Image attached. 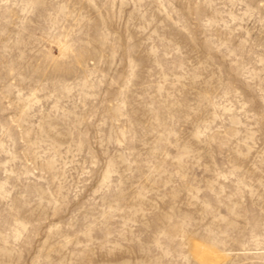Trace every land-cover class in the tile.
<instances>
[{"label":"clouds","instance_id":"1","mask_svg":"<svg viewBox=\"0 0 264 264\" xmlns=\"http://www.w3.org/2000/svg\"><path fill=\"white\" fill-rule=\"evenodd\" d=\"M70 2L33 0V7L46 10L41 17L46 28L37 43L68 36L74 52L66 59L74 67L87 41L79 40L83 29L68 11ZM177 3L188 5L187 15ZM168 8L169 19L175 17L173 23L182 24L193 43L205 37L215 43L197 65L203 71L191 79L203 88L197 98L181 104L172 97L173 110L161 130H135L137 142L157 136L158 144L144 145L156 153L175 149L144 179L147 187L139 185L142 194L136 203L141 211L133 212L123 225V216L106 220V196L118 192L139 165L113 153L107 137H85L87 150L82 156L90 162L84 167L98 175L107 164L111 180L74 212L75 219L46 228L53 214L66 211L64 193L70 194L75 181L62 175L63 167L51 163L49 151L29 140L27 131L13 138L5 129L0 139V203L5 206L0 211V264H29L26 257L41 235H46V244L40 249L41 259L33 258V264H180L182 257L194 264L186 242L181 243L182 237L194 232L203 233L212 247L229 252L230 264H264V0H168ZM221 50L229 73L216 59ZM177 51L179 46L165 56L171 58ZM120 54L114 51L107 58L118 67L115 58ZM179 60L191 63L184 53ZM96 69L93 65L88 70L85 64L87 79L77 85L93 101L107 79ZM23 123L27 127V121ZM37 171L46 187L38 184ZM75 174L79 177L81 172ZM162 204L169 205L167 211ZM183 207L203 209L215 216L217 226L209 228L200 215L182 212ZM220 208L228 211L226 217L220 216ZM122 211L132 210L125 205ZM156 212L161 219L153 231L148 217Z\"/></svg>","mask_w":264,"mask_h":264},{"label":"rangeland","instance_id":"2","mask_svg":"<svg viewBox=\"0 0 264 264\" xmlns=\"http://www.w3.org/2000/svg\"><path fill=\"white\" fill-rule=\"evenodd\" d=\"M176 7L187 15V4L177 3ZM68 11L83 29L79 40L87 41L86 45H81L80 62L74 67H69L66 59L74 52L68 36L56 35L37 43L36 38L46 28L41 19L46 15L45 9L33 7V0H0V139L5 129L13 138L27 131L29 140L49 151L47 159L63 167L62 175L74 179L70 194L64 193L66 211L53 214L45 226L55 229L70 217L75 219L74 212L110 182L107 164L97 175L84 167L90 161L82 156L87 150L85 137H107L112 142L113 153L122 159L131 157L139 165L131 170L118 192L106 196L103 209L106 220L123 216V225L133 212L141 211L136 203L142 194L139 185L147 187L143 181L150 171L164 163L165 156L175 154V149L156 153L151 146L145 147L148 142L158 144L157 136L154 134L137 142L135 130L140 127L161 130L173 110L170 108L172 97L181 104H189L197 98L203 88L191 83V79L203 71L197 65L206 48L215 42L205 37L193 43L181 30L183 25L174 24L175 17L169 19L168 0H143V3L141 0H71ZM175 46H179L180 51L171 58L166 57L165 53ZM114 51L121 53L115 58L118 67L107 58ZM181 53L190 64L178 61ZM224 55L221 50L216 59L223 65V71L229 73L230 66ZM85 64L88 70L96 65V70L107 74L95 101L84 97L77 87L80 81L87 79L88 71L82 70ZM259 107L257 103V110ZM77 170L81 172L79 177L75 174ZM35 177L40 186L46 187L45 181L39 179L40 171ZM63 183L61 181V187ZM246 199L251 209L252 197ZM125 205L132 211H122ZM4 207L0 203V211ZM160 207L167 211L169 205ZM181 211L200 215L209 228L218 224L215 216H208L201 208L183 207ZM219 214L226 217L228 211L220 208ZM160 219L159 212L148 217L153 231L159 227ZM184 242L194 264H205L201 260L204 250L219 259L212 264H230V253L212 247L201 232L182 237L181 243ZM45 244L46 235H41L26 257L29 264H33V258L41 259L40 249ZM180 264H189V261L182 257Z\"/></svg>","mask_w":264,"mask_h":264},{"label":"bare ground","instance_id":"3","mask_svg":"<svg viewBox=\"0 0 264 264\" xmlns=\"http://www.w3.org/2000/svg\"><path fill=\"white\" fill-rule=\"evenodd\" d=\"M208 251V250H207ZM206 250H204L202 253V258L201 260L203 261V263L207 264V263H216L219 259L217 258V256L211 255V253L207 252ZM216 255V254H215ZM220 257V255H219Z\"/></svg>","mask_w":264,"mask_h":264}]
</instances>
